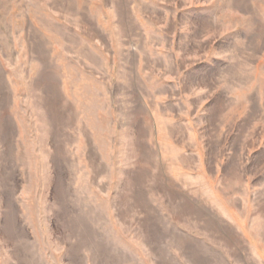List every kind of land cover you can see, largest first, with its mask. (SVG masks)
Here are the masks:
<instances>
[{
  "label": "rangeland",
  "instance_id": "obj_1",
  "mask_svg": "<svg viewBox=\"0 0 264 264\" xmlns=\"http://www.w3.org/2000/svg\"><path fill=\"white\" fill-rule=\"evenodd\" d=\"M0 264H264V0H0Z\"/></svg>",
  "mask_w": 264,
  "mask_h": 264
}]
</instances>
